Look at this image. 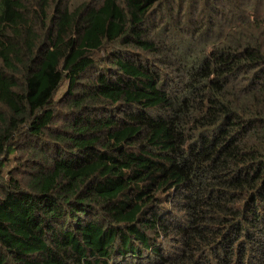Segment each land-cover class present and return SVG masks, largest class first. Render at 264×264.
Segmentation results:
<instances>
[{
  "label": "trees",
  "instance_id": "trees-1",
  "mask_svg": "<svg viewBox=\"0 0 264 264\" xmlns=\"http://www.w3.org/2000/svg\"><path fill=\"white\" fill-rule=\"evenodd\" d=\"M0 264H264V0H0Z\"/></svg>",
  "mask_w": 264,
  "mask_h": 264
},
{
  "label": "rangeland",
  "instance_id": "rangeland-1",
  "mask_svg": "<svg viewBox=\"0 0 264 264\" xmlns=\"http://www.w3.org/2000/svg\"><path fill=\"white\" fill-rule=\"evenodd\" d=\"M65 88H66L65 85L60 88V90L57 93V97H59L65 91Z\"/></svg>",
  "mask_w": 264,
  "mask_h": 264
}]
</instances>
